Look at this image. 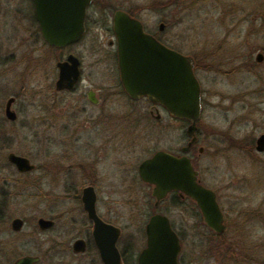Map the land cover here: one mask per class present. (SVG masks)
<instances>
[{
	"label": "rangeland",
	"instance_id": "1",
	"mask_svg": "<svg viewBox=\"0 0 264 264\" xmlns=\"http://www.w3.org/2000/svg\"><path fill=\"white\" fill-rule=\"evenodd\" d=\"M263 3L264 0L188 1L178 14L173 8L176 14L174 26L167 30L180 52L196 61L195 76L202 91L201 115L196 126L198 146L204 151L195 157V168L205 186L217 189L219 206L228 222H236L244 238L242 245H250L249 248L256 245L262 264L264 152L258 153L254 148L255 140L264 134V23L256 30L252 27L260 22H251L249 17ZM0 6V22L6 23L5 37L11 39L8 52L18 59L20 49L13 50L16 44L13 38L21 36V28L15 9L18 7L29 14V2L9 0ZM158 16L159 12L153 11L150 22L155 23ZM14 30L19 31L17 35ZM258 53L263 55L261 63L255 60ZM53 58L42 44L40 77L36 82L21 84L17 78L21 67L20 72L19 67L15 69L16 75L11 70L3 80L0 78L5 91L0 92V243L15 239L18 249L25 246L22 242L27 238L26 232L31 231L30 224L38 217H50L54 207H64L68 203L63 198H55L49 176L42 177L43 173L38 170L25 176L18 175L8 164L7 155L23 156L35 166L44 164L52 152V132L46 124L41 126L38 118L46 117L49 123L50 97H83L87 87L101 85V68L89 67V60L85 59L78 89L74 93L55 94ZM14 96L16 101L11 109L17 119L8 122L4 118V106L7 99ZM40 106H44V112L40 111ZM148 106L144 101L137 104L139 126L153 127L146 138L143 134L138 135L137 163L157 150L178 152L187 141L183 140L187 128L185 121H175L161 113V120L156 122L148 117ZM135 189L132 196L103 197L102 208L115 207L121 211L123 222L144 223L152 199L140 182ZM160 210L166 212L181 236L183 264H232L229 254L223 247L218 249L217 241L189 205L178 208L167 201ZM16 217L26 221L24 232L18 236L10 233L8 238L10 221ZM4 229H7L6 233ZM125 232H137V245L144 244L140 230ZM49 238V234H43L34 241L41 242L42 251H45L50 246Z\"/></svg>",
	"mask_w": 264,
	"mask_h": 264
},
{
	"label": "flooded vegetation",
	"instance_id": "2",
	"mask_svg": "<svg viewBox=\"0 0 264 264\" xmlns=\"http://www.w3.org/2000/svg\"><path fill=\"white\" fill-rule=\"evenodd\" d=\"M8 1L0 0V5ZM188 1L199 0H90L83 19V33L79 40L63 47H54L43 40L36 17L34 0H28L29 14L20 11L18 7L15 9L21 28V36L13 38L16 41L13 50L18 51L20 49L18 59L14 53L9 54L8 52L11 39L10 36L5 37L6 32L3 28L6 23L0 22V78L2 80L3 76L11 70L15 71L14 74L16 75L15 69L19 67L20 72L21 67L22 70L17 75L20 83L36 82L40 77L42 44L54 57L56 79L53 88L55 94L74 93L78 89L83 79L85 59L89 60V67L101 68V85L99 87H87L83 97H50L49 123L46 122V117L40 116L38 118L40 125L46 124L45 126L52 132L50 144L53 147L49 160L44 164L34 165L32 171L42 172V177L49 176L55 198L65 199L68 205L56 206L50 217H38L34 223L30 224L31 231L26 232L27 238L22 242L25 244L22 249L16 248L15 239L8 238L10 233L14 236L21 235L27 223L23 218H13L10 221V231L6 229L7 235L9 234L8 241L4 240L0 243V264H16L24 258L30 259L29 264H103L101 259V229H96L97 223L93 217L118 230L119 234L115 247L120 264H138V257L146 247V225L149 219L157 214L167 218L170 228L177 236L180 244L178 264H183L181 236L175 230L174 224L166 212L160 210L161 205L167 201L178 208L182 205H189L194 215L210 232L211 237L217 241L218 249L223 247L229 254L232 264H262L260 251L256 252L258 249L256 245L253 248H249L250 245L249 247L242 245L244 238L241 237L242 232L239 231L236 222H228L227 216L219 206L217 189L209 188L201 182L199 172L194 165L195 157L200 156L204 151L203 147L198 146L197 126L195 130L196 139L187 151L182 150L187 147L191 140V137L187 136L186 130L183 140L187 141L178 152L157 151H164L176 157L185 156L190 159L193 169L197 172L199 183L204 188L211 190L216 196L223 215L224 228L221 233H216L207 228L194 202L177 191L169 192L157 202L152 196L153 186L143 182L139 175L141 162L150 158L157 151L137 163L138 135L143 134L145 136L143 138H146L148 130L153 128L139 126L138 102L144 101L149 105L147 115L156 122L161 120V113L175 121H185L187 126L189 122L171 117L163 107L153 105L146 98L137 99L126 94L119 78L115 18L117 14L123 13L122 16L138 21L143 31L160 44L183 54L175 45L176 42L167 35V30L174 26L176 14L173 13V8L178 14L184 10ZM201 1L212 2L215 0ZM171 9L172 13H170ZM0 10H2V6H0ZM153 11L159 12V19L155 23H151L149 19ZM254 11L249 19L254 23L260 22L258 26L252 27L258 30L264 23V3L259 4ZM17 32L19 31L14 30V35H17ZM69 57L76 60L79 72L78 79L71 89L57 91L55 90L59 73L57 64L68 62ZM193 60L195 73L196 61L194 58ZM68 63L71 64L70 61ZM0 92L2 94L5 92L2 85H0ZM15 97H10L14 99L11 108L16 101ZM40 107V111L44 112V106ZM13 112L15 113V111ZM15 117V120H9L5 116L4 106L5 120L15 122L16 113ZM40 143L43 144L41 141ZM10 166L20 176L32 172L21 173L16 170L14 165L10 164ZM138 182L146 190L148 189L149 197L152 199L150 210L146 211L147 216L144 223L123 222L121 211H117L112 206L102 208L103 197L132 196ZM84 201L90 205L85 206ZM41 218L51 221L52 225L47 229H41L37 223ZM14 219H20L22 222L19 230H13L11 227ZM132 229L140 230L144 244L137 245L138 242L135 240L137 232H125V230ZM6 230L4 229L5 233ZM43 234H49L50 237L48 239L50 246L45 251H42L41 242H36V239L34 241V238ZM12 245L14 246L12 247ZM251 254H253L252 257Z\"/></svg>",
	"mask_w": 264,
	"mask_h": 264
},
{
	"label": "water",
	"instance_id": "3",
	"mask_svg": "<svg viewBox=\"0 0 264 264\" xmlns=\"http://www.w3.org/2000/svg\"><path fill=\"white\" fill-rule=\"evenodd\" d=\"M34 3L42 38L47 44L63 47L79 40L90 0H34ZM122 15L119 13L115 18L121 86L130 97L146 98L153 105L163 107L171 117L189 122L186 134L191 140L182 149L185 152L196 139V124L201 115V87L194 73V60L160 44L143 31L138 21ZM255 60L261 63L263 55L258 53ZM68 62L57 64V91L71 89L78 79L76 60L69 57ZM13 101L10 98L5 105V116L11 121L16 118L11 110ZM254 149L258 153L264 152V134L255 140ZM6 160L21 173L34 169L29 159L14 153H9ZM139 175L143 182L153 186L152 196L157 202L169 192L177 191L194 202L207 228L216 233L223 231V215L216 196L199 183L188 157L157 151L141 162ZM84 205L90 204L84 201ZM93 218L96 229H101L103 264H120L115 247L118 230ZM21 223L20 219H14L12 229L19 230ZM37 223L41 229L52 225L51 221L42 218ZM145 232L146 247L138 257V264H178L179 240L166 217L152 216ZM29 261L24 258L16 264H29Z\"/></svg>",
	"mask_w": 264,
	"mask_h": 264
}]
</instances>
